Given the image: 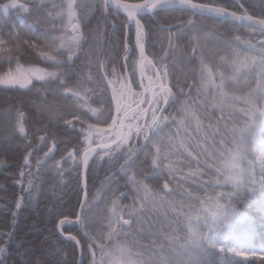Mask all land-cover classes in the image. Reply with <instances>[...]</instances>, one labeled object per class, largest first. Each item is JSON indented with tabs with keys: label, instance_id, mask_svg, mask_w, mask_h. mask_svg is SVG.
<instances>
[{
	"label": "trees",
	"instance_id": "1",
	"mask_svg": "<svg viewBox=\"0 0 264 264\" xmlns=\"http://www.w3.org/2000/svg\"><path fill=\"white\" fill-rule=\"evenodd\" d=\"M122 1L129 4L144 2V0ZM193 1L219 3L240 14L247 9L248 14L257 19L262 18L259 13L264 11L259 7V0H244L243 9L232 7L234 0ZM5 2L8 0H0V3ZM19 2L27 4L30 11L35 3H39L40 11L33 15L32 20H22L14 12L8 16L0 12V35L7 33L14 26L23 38L35 39L36 33L44 30L60 38L63 21L60 22L57 16L60 9H63L61 5L65 6L61 0H53V4H42L41 0H19ZM241 2L243 3V0ZM53 6L55 7L52 8ZM105 15L107 20L101 14L98 1L92 19L82 25V34L85 39L74 58L83 66V74L80 80L74 81L70 87L79 88L82 83L84 91L95 90L82 111H87L85 109L89 107L95 109L102 107L92 101L102 96L105 88H108L110 92L111 86L108 85L110 80H119L123 83L124 77L127 76L131 80L134 92L140 91L136 87L139 82L138 67L134 72L132 58L130 57L126 63L122 58V52L117 58L120 45L113 37L112 24L118 25L115 37L122 36V32L127 30L130 43L134 42V28H130L129 31L125 29L121 22L127 18L115 11L108 9ZM140 19L147 34L148 58L159 68L157 58L165 52L168 53L165 57V65L169 73L167 80L175 94V103L169 111L176 116L179 128L176 125L166 127L162 124L160 127L163 131L160 129L156 131L159 132L157 139L161 143L162 150L169 155L170 159L164 161L163 171L153 172L152 156L140 150V145L145 143L142 138L139 142L130 141L138 150L129 161V164L135 161V165L128 175L119 171V164L124 162L127 153L123 151H121L123 155L117 153L121 158L119 163L113 166L108 164L105 157V160L94 168L93 161L96 159L94 158L88 171L87 210L90 214L92 211L90 203L103 197V201L97 206L100 221L97 226L89 230L74 226L66 228L64 233L75 236L83 250L87 244L85 231L93 236L103 232L107 237L108 209L113 206L112 200L116 199L113 195L116 192L114 185L119 186L120 192L129 194L127 197H119L117 200L119 205L132 204L133 195L138 197L137 205L141 203L139 192L131 179L135 176L137 181L143 182L141 187L146 186L149 189L148 192L157 198L160 209L158 213H151L145 206L144 211L148 215L144 226L138 229L142 235L129 237L128 240L121 237L115 239L121 249L133 252L135 260L142 258L141 264H146L151 257L142 249L134 247L131 242L133 239L137 244L145 246H148L150 242H156V252H160L161 248L165 249L161 256L174 258L176 264H180L181 260L186 261L188 257L182 254L183 251L191 246L193 239H199L201 233L207 235L202 224L195 218L197 216L203 218L201 208H207L206 199L219 192L232 193L229 204L235 213L226 223L220 224L218 232L251 231L254 245L264 247V188H260L259 184L255 189L246 185L236 187L220 180L224 174L223 166L229 163L230 154H233L236 149H240L241 155L244 156V159L238 161L239 167L247 169L249 164L254 163L256 178L259 179L260 171L253 151L245 153L244 150L249 147L250 142L254 150L257 142L264 141V124L256 128L250 141L245 133L246 142L239 143L241 139L239 130L244 127V120L238 118L235 113L244 106V97L251 91L249 83L252 77L244 76V70L240 73L233 72L231 61L228 59L229 54L223 51V45L219 43L220 38L224 36L229 39L239 36L242 41L251 40L253 43L264 37H261L258 32H251L246 27H240L232 32L230 23L205 17H193L181 11H162L153 16H142ZM184 20H193L200 27L193 28L189 25L178 32V25ZM159 25L171 28V47L167 39L169 34L158 31ZM150 28L153 30L149 31ZM213 30L220 33V36H215ZM157 36L159 40L156 39ZM194 50L197 57L195 59L193 58ZM235 51L242 53L244 49L236 48ZM200 52H204V55L199 56ZM4 55L5 52L0 50V76H4L9 68L13 70L16 68L15 61L10 64L3 58ZM247 55L253 54L247 53ZM18 59L25 68L34 66L53 70L52 62L42 59L31 49L21 50ZM254 59L259 60V57ZM113 70L115 75L112 74ZM149 75H152V71L147 67L146 77ZM221 76L224 77L222 89L218 87L221 85ZM41 83L36 82L33 85L39 89ZM252 88H255V85H252ZM178 89H183V93H180ZM51 96V92L30 93L29 90L7 89L0 86V116L7 112L17 115L22 112L24 115L22 124L26 132L24 136L14 132L9 139L7 134L15 125V119L13 121L4 119L0 122V233L11 232L12 234L11 240H7L6 236H0V247L6 249L7 264H17L21 259L30 260L33 264H73L74 261L78 264L77 247L60 239L57 224L59 219L65 216L76 220L75 214H79L83 189L75 180L76 173L73 171L75 164L71 160L67 161L63 167H60V164L68 156V152L81 143L83 137L78 139L73 135L74 130L71 129H68L66 133L67 126L59 120V117L64 115L63 110L69 109L71 102L65 98L51 99ZM170 103H172L171 100ZM50 108L53 111L49 112ZM178 112H180L179 115H177ZM85 120L86 124L96 123L94 117L85 118ZM8 121H11L8 129L3 128L1 125ZM180 121L183 123L180 124ZM74 124L79 131V122L74 121ZM97 127L105 128L106 125L100 123ZM149 138L152 139L151 132ZM49 149L56 151L51 161L47 158ZM149 150L153 155L155 154V147H150ZM25 157L28 159V165H24ZM38 160L40 164L37 167ZM57 164L60 168L66 169L63 180L59 179L53 167ZM169 168L173 170L171 173ZM29 170L32 172L31 176L28 174ZM21 171L24 172L23 176L20 175ZM29 180L32 181V189L28 188ZM218 180L220 183H215ZM165 182L168 183L167 189L163 187ZM29 191L32 192L30 200ZM103 191L104 194H102ZM21 196L24 197L23 200H20ZM16 202H21L19 209L15 208ZM13 213H15V226H13ZM149 222H151L150 225ZM153 229H158L159 235H149ZM106 242L110 245L109 251H111L112 242ZM93 251L96 252L97 259L100 258L99 249L94 248ZM170 253H174V256H170ZM205 258L214 261L215 264H223L226 258L228 259L224 264H264L262 260H234L228 253L225 256L219 250H214V255ZM87 259L88 264H91V253H88Z\"/></svg>",
	"mask_w": 264,
	"mask_h": 264
},
{
	"label": "snow or ice",
	"instance_id": "2",
	"mask_svg": "<svg viewBox=\"0 0 264 264\" xmlns=\"http://www.w3.org/2000/svg\"><path fill=\"white\" fill-rule=\"evenodd\" d=\"M112 6H115L117 10L122 9L126 13L127 19L121 22L125 29L134 27V42L130 43L127 30L122 32V36L115 37L114 34L118 25L115 23L112 24L113 37L116 43L120 45L117 58H119V53L122 52V58L126 63L130 57L132 58L131 63L134 72L139 67L140 79L136 87L140 91H133L127 76L124 77L123 83L119 80H110L108 81V85L111 86L110 92L108 88H105L103 95L92 101L97 105H102L99 109L89 107L87 111H82L84 105L87 103L85 96L81 95V92H84L82 83L79 88L70 87V84L80 80L83 74V66L74 60V57L77 56V49L79 48V24L83 17H77L73 11V0H69L66 9L69 25L77 35L73 36L72 41L67 44L60 42L61 38L53 36L48 30L37 32L35 39L21 37L14 26L7 33L0 35V50L5 52L3 58L10 64L13 61L16 63L15 70L9 68V71L4 76H0V84L8 86L18 85L20 88H27L29 85H32V81L35 79L42 83L39 89L33 85L29 89L30 93L39 91L51 92V99L65 98L71 102L69 109L63 110L64 115L60 116L59 120H62L67 126L65 129L66 133L68 129H71L74 130L73 135L75 137L78 139L81 136L83 137L81 143L68 152V159L75 164V168L73 169L76 173L75 180L77 185L84 190L85 198L87 197L89 161L93 156L96 158L93 161L94 168L101 161H104L105 157H107L108 164L113 166L119 163L121 156L117 155V153H121V150H123V153H127V156L124 158V162L119 164V171L128 175L131 168L135 165V161L131 164H129V161L138 150L130 141L139 142L142 138L145 143L140 145V150H143L146 155L152 156L151 167L153 172L163 171L164 161L170 159L169 155L163 152L161 143L157 139L159 132L156 131V129L163 131L160 127L162 124L166 127L176 125L179 128L176 116H173L169 111L175 103V94L167 80L169 73L165 65V57L168 53L165 52L164 55L157 58L160 64V67L157 68L156 63H153L145 54L147 34L144 24L138 17L145 13H155L157 9H173L188 12L194 17H208L216 21L231 20L232 32H235L240 27H246L251 32H258L261 37H264V11L259 13L262 18L257 19L253 15H249L247 9H244L243 13L240 14L215 2L193 3L192 0H144L143 3L129 4L122 3V0H99L101 14L105 16L106 20L107 17L105 14ZM95 7L96 5H91L88 10L91 11ZM232 7L243 9L244 0L243 3L241 0H234ZM259 7L264 9V0H259ZM39 11V3H35L31 11L27 4L20 3L19 0H8V2L0 3V12L5 14V16L11 15L14 12L18 16H23L25 20H32L33 15ZM84 15L86 16L87 12ZM177 19L179 18L177 17ZM189 25L193 28L200 27L193 20H184L178 25V32ZM152 30L151 28L149 29V31ZM158 31L169 34L167 39L171 47V28L159 25ZM213 34L217 37L220 36V33L214 30ZM156 39L159 40V36ZM219 43L223 45V51L229 54L228 59L231 61L233 72L240 73L244 70V76L252 77L249 83L251 91L244 97V106L239 112L235 113L238 118L244 120V127L239 130L241 132L239 143L243 144L246 142L244 139L245 133H247L248 141H250L256 128L264 124V39H258L253 43L251 40L242 41L239 36H235L232 39L224 36L220 38ZM236 48H243L244 52H236ZM25 49H31L42 59L51 61L53 70L34 66L25 68L19 63L18 59L21 50ZM50 53L53 54L50 55ZM247 53H252L253 55H247ZM203 55L204 52L199 53V56ZM233 56H235V59H233ZM241 56L244 58L241 59ZM254 57H259V60L254 59ZM193 58H197L195 50ZM201 63L203 64L202 60ZM145 67H148L152 71V75L145 77ZM112 74L115 75V70H113ZM201 74L203 76V69ZM208 78H211L210 72L208 73ZM223 82L224 77L221 76V85L218 86L221 89ZM245 83H248V81H245ZM252 85H255V88H252ZM94 91V89L89 90L85 92V95L91 96ZM178 91L183 93V89H178ZM170 100L172 103H170ZM48 111L51 112L53 109L50 108ZM97 113H99L98 116ZM179 114L180 112L177 113V115ZM93 116H97L96 123L86 124L85 118L91 119ZM23 119V113H18L17 124L12 126L10 132L7 134L9 139H11L12 133L17 128L20 133L25 132L22 124ZM74 121L79 122V131L76 130ZM100 123L105 124L106 127L98 128L97 125ZM182 123L183 121H180V124ZM150 132L152 133V139L149 138ZM150 147H155L154 155L149 150ZM244 151L245 153L254 151L251 148V142L249 143V147ZM28 155H31V153H28ZM257 155L260 158L259 179L256 178V166L254 163L249 164L247 169L239 167L238 161L244 159V156L241 155L240 149H236L233 154H230L229 163L223 166L224 174L220 177V180L236 187L246 185L255 189L257 184H259L260 188H264V149L260 148L257 150ZM45 156L47 157V153H45ZM158 159L159 163H157ZM39 164L40 161L38 160L37 167ZM24 165H28L27 157L24 159ZM53 167L58 173L59 179L63 180V173L66 169L60 168L58 164ZM172 171L169 168V172L171 173ZM28 174L31 176L32 172L29 170ZM20 175L23 176L24 172L21 171ZM131 179L137 188V192H139L143 182L137 181L135 176L131 177ZM215 183L219 184L220 181H215ZM114 186L116 187V192L113 195L116 199L112 200L113 210L108 224L107 237H105L103 232L93 236L91 233L85 231L84 235L87 237V244L81 253L82 259L80 264H88V253H91V264H133L132 258L134 254L129 251L125 255L124 250L120 248L115 238L121 237L128 240L129 237L142 235L138 229L144 226L148 213L144 211L145 204L140 203L137 205L136 201L138 197L136 195L132 196V204L126 206L119 205L117 203L119 197H127L129 194L120 192L118 185ZM32 187V181L29 180L28 188L32 189ZM143 187L145 192L149 191L146 186ZM163 187L167 189L168 183L165 182ZM213 191L214 193L216 192L215 189ZM231 195L232 193L229 192H219L206 199L205 204L207 208H201L203 218L201 219L197 216L195 219L202 224L207 235L201 233L199 239H193L191 246L182 253L188 259L186 261L181 260L180 264H215L214 261H210L205 257L214 255V250L217 248L225 256H227V253H232L233 256L249 253L242 249L238 251L237 248L231 247L227 243L219 244L216 240V233L219 231L220 224L222 222L226 223L235 213V210L229 204ZM31 197L32 192L29 191V200ZM23 199L24 197L21 196L20 200ZM20 207V202H16L15 208L19 209ZM80 209L84 215L81 218L78 214L74 213L76 215V221L81 227L88 228L93 222L87 210V205L81 203ZM72 223L73 220L67 216L59 219L57 227L61 230L62 235L64 225ZM150 224L151 222H149ZM13 226H15V213H13ZM152 234L159 235L158 229H153L149 235ZM0 236H6L7 240L12 239L11 232L7 234L0 233ZM67 239L69 241H75L77 245L79 244L75 236H68ZM106 241L112 242L113 246L111 247V251H109L110 245ZM131 242L134 247L142 249L146 255L151 257L146 264H176L174 258L161 256V253L165 249L161 248L160 252H156V242H150L148 246L139 245L134 239ZM94 248L99 249V259H97L96 252L93 251ZM5 252V247H0V264H7ZM170 256H174V253H170ZM227 259H224L223 264ZM141 260H137L136 264H141ZM261 260L264 261V259ZM17 264H33V262L21 259ZM73 264H75V261Z\"/></svg>",
	"mask_w": 264,
	"mask_h": 264
},
{
	"label": "rangeland",
	"instance_id": "3",
	"mask_svg": "<svg viewBox=\"0 0 264 264\" xmlns=\"http://www.w3.org/2000/svg\"><path fill=\"white\" fill-rule=\"evenodd\" d=\"M52 1L53 0H41V3L42 4H53ZM61 1L65 6L61 5V7H63V9H60L58 16H57V19H59L60 22L63 21L62 35L60 36V38H61L60 42L67 44L68 42L72 41L73 36L77 35V33H72L73 29L69 25V21H68L66 5L68 4L69 0H61ZM98 1L99 0H73V4H74L73 11L75 12L77 17H83L80 20V24H79V33H78L80 36V39L78 41L79 48H80L81 43L85 39L83 34H82V25H83V23H88L92 19L93 15L96 11V8L98 6ZM91 5H96V7L94 9H92L91 11H89L88 9ZM54 7L55 6H53L52 8H54ZM85 12H87L86 16L84 15ZM25 15H27V14H25ZM20 17L22 20H25L23 16H20ZM73 22H75V21H73ZM79 48L77 49V54L79 52ZM146 69H147V67L144 70L145 71V77H146ZM36 82H38V81L33 79L32 85H29L27 88H20L18 85L8 86V85L0 84V86L3 88H7V89L29 90L33 86V84ZM85 92H87V91L81 92V95L85 96V99L88 102L92 97L86 96ZM84 107H86V106H84ZM85 110H88V109H85ZM90 115H91V113H90ZM98 115H99V113H97V116ZM17 116L18 115L15 113L7 112V113H5V115L0 116V122L2 120L4 121V119H8V120H12V121L15 119V125H16L17 124ZM97 116H93V117L95 119H97ZM9 122H11V121H8L7 123L2 124L1 126L5 129H8V127L10 126ZM3 128L1 129L2 132L4 131ZM15 133L17 135L24 136L26 132L20 133L18 128H17ZM2 139L5 140L6 138H2ZM260 148L264 149V141L257 142L255 147H254V151H253V156L256 158V163H257L258 169L260 166V158L257 155V150H259ZM121 151H123V150H121ZM102 194H104V191L102 192ZM139 198H140L139 201L141 203L143 202L145 204V206L149 208L151 213H153V212L158 213V210L160 209V204L158 203V200L154 195H152L148 191L145 192L144 188L141 187L140 191H139ZM102 201H103V197H99L98 201L90 203L92 205L91 206L92 211L90 212V217H91L93 223L90 227L86 228L87 230H89L90 228H94L95 226L98 225V223L100 221V217H99L100 213H99V210L97 209V206ZM20 204H21V202H20ZM111 204H112V202H111ZM112 210H113V206L110 209H108V214H107V218H106V229H107V231H108L109 220H110L111 215H112ZM70 226L71 225H67V228H69ZM216 240L219 244L227 243L229 246L237 248L238 251L240 249H242V250L249 252V253H245L244 255H240V256H233L232 253H228L229 256L234 260L250 261V260L264 259V247H261V246L256 247L254 245L253 235H252L251 231L242 232V233H236V232H233L230 230H228L226 232H217L216 233ZM216 250H219V248H217ZM128 252L129 251H124L125 255ZM130 252H132V251L130 250ZM253 253H255V254H253ZM132 259H133V264H136L137 260H135L134 257Z\"/></svg>",
	"mask_w": 264,
	"mask_h": 264
},
{
	"label": "water",
	"instance_id": "4",
	"mask_svg": "<svg viewBox=\"0 0 264 264\" xmlns=\"http://www.w3.org/2000/svg\"><path fill=\"white\" fill-rule=\"evenodd\" d=\"M192 2L193 3H196V2H194L193 0H192ZM122 3H126V2H123L122 1ZM109 9H111V10H113V11H116V12H118V13H120V14H123L124 16H126V13H124L123 12V10L121 9V10H117L116 8H115V6H112V7H110ZM173 9H162V10H160V9H157L156 11H155V13H157V12H162V11H172ZM173 11H179V10H173ZM155 13H151V14H149V13H145V14H143V15H153V14H155ZM188 13V12H187ZM143 15H141V16H143ZM127 17V16H126ZM139 18V17H138ZM205 18H208V17H205ZM210 19H212V18H210ZM222 21H224V22H227V23H231L232 24V22H231V20H222ZM145 54H146V43H145ZM52 154H54V151H52ZM95 156H93L92 158H94ZM87 198H88V194H87V197L85 198V195L83 196V200H82V203H85L86 205H87ZM83 215H84V213H83V211H81V209H80V211H79V216L81 217V218H83ZM72 224H75V225H79V223L77 222V221H73V223ZM64 229V228H63ZM58 231H59V235H60V238L61 239H63V240H65V241H69L68 239H67V237H68V235H65V234H61V230L58 228ZM69 242H75V241H69ZM75 244H76V242H75ZM77 245V244H76ZM77 247H78V250H79V263L78 264H80V261H81V259H82V256H81V253H82V251H83V249H82V246H81V244L79 243L78 245H77Z\"/></svg>",
	"mask_w": 264,
	"mask_h": 264
},
{
	"label": "bare ground",
	"instance_id": "5",
	"mask_svg": "<svg viewBox=\"0 0 264 264\" xmlns=\"http://www.w3.org/2000/svg\"><path fill=\"white\" fill-rule=\"evenodd\" d=\"M110 10V9H109ZM113 11V10H112ZM49 62H51V61H49ZM59 100H60V98H58ZM63 112V111H62Z\"/></svg>",
	"mask_w": 264,
	"mask_h": 264
}]
</instances>
